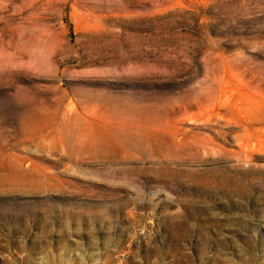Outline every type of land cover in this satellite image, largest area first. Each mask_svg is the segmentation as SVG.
<instances>
[{
	"label": "rangeland",
	"instance_id": "rangeland-1",
	"mask_svg": "<svg viewBox=\"0 0 264 264\" xmlns=\"http://www.w3.org/2000/svg\"><path fill=\"white\" fill-rule=\"evenodd\" d=\"M0 264H264V0H0Z\"/></svg>",
	"mask_w": 264,
	"mask_h": 264
},
{
	"label": "water",
	"instance_id": "water-1",
	"mask_svg": "<svg viewBox=\"0 0 264 264\" xmlns=\"http://www.w3.org/2000/svg\"><path fill=\"white\" fill-rule=\"evenodd\" d=\"M227 87H228L227 85L222 86L223 90H226Z\"/></svg>",
	"mask_w": 264,
	"mask_h": 264
}]
</instances>
